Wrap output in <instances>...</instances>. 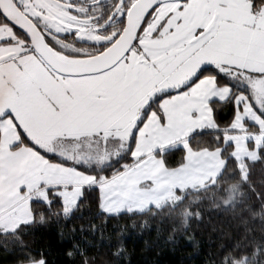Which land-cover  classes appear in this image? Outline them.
I'll return each mask as SVG.
<instances>
[{"label":"snow or ice","instance_id":"1","mask_svg":"<svg viewBox=\"0 0 264 264\" xmlns=\"http://www.w3.org/2000/svg\"><path fill=\"white\" fill-rule=\"evenodd\" d=\"M257 166L264 0H0V248L13 264H53L54 245L98 264L95 244L65 243L60 227L86 211L99 264L127 261L112 221L159 218L174 242L209 202L264 220ZM262 253L264 238L238 241L213 264Z\"/></svg>","mask_w":264,"mask_h":264},{"label":"trees","instance_id":"2","mask_svg":"<svg viewBox=\"0 0 264 264\" xmlns=\"http://www.w3.org/2000/svg\"><path fill=\"white\" fill-rule=\"evenodd\" d=\"M227 116V110H225ZM179 159V156L176 157ZM264 178V173L259 166L254 170L253 182ZM204 210V223L197 226L192 223L189 231L180 233L175 241L169 240L171 234L167 225H162L159 218L153 220L149 217H138L135 222L127 218L112 221L107 225V232L118 228H126L128 257L126 264H213V258L218 255L223 245L235 242L247 243L249 249H254L256 244L264 238V220L242 213L240 209L233 211L226 208H217L211 202L202 206ZM147 220V224H145ZM246 221V223H245ZM98 223V222H97ZM89 214H84L83 220L64 222L60 227L65 233V243L75 240L81 243L92 242L96 247H88L87 255L101 259V254L106 249L100 247L99 234L93 236L90 232H80L81 227L87 229ZM75 229V233H73ZM247 229V230H246ZM59 229L42 230L44 242L56 238ZM40 238V234H38ZM53 264H71L65 254V249L59 245L53 246L50 257ZM260 264H264V253L259 257ZM0 264H13L12 257L0 248ZM76 264H81V258L76 257Z\"/></svg>","mask_w":264,"mask_h":264}]
</instances>
